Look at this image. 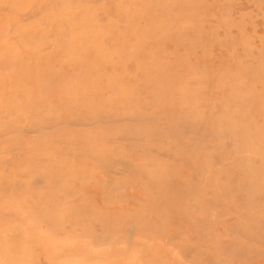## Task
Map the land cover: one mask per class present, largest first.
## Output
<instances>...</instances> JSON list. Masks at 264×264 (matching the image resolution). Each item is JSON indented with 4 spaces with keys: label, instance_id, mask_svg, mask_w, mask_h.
<instances>
[{
    "label": "rangeland",
    "instance_id": "1",
    "mask_svg": "<svg viewBox=\"0 0 264 264\" xmlns=\"http://www.w3.org/2000/svg\"><path fill=\"white\" fill-rule=\"evenodd\" d=\"M0 264H264V0H0Z\"/></svg>",
    "mask_w": 264,
    "mask_h": 264
},
{
    "label": "bare ground",
    "instance_id": "2",
    "mask_svg": "<svg viewBox=\"0 0 264 264\" xmlns=\"http://www.w3.org/2000/svg\"><path fill=\"white\" fill-rule=\"evenodd\" d=\"M87 13H88V12H87ZM100 39H101V38H100ZM114 49H116V48H113V50H114ZM118 51H119V50H118ZM121 51H122V50H121ZM123 51H124V50H123ZM119 52H120V51H119ZM137 54H138V53H137ZM134 55H135V54H134ZM49 56H50V55H49ZM57 56H58V55H57ZM57 56H56V57H57ZM56 57H55V58H56ZM57 58H58V57H57ZM57 58H56V59H57ZM60 59H61V57H60ZM89 59H90V58H89ZM25 60H26V59H25ZM27 60H28V59H27ZM49 60H50V59H49ZM51 60H52V59H51ZM145 61H146L145 64H147V60H145ZM25 62H26V61H25ZM48 62H49V61H48ZM31 63H32V62H31ZM51 63H52V62H51ZM52 64H53V63H52ZM148 64H149V63H148ZM18 65H19V64H18ZM18 65H17V66H18ZM48 65H49V64H48ZM7 66H9V65H7ZM39 66H40V65H39ZM21 67H22V66H21ZM23 67H24V66H23ZM40 67L43 68V66H40ZM50 67H51V66H50ZM144 67H145V66H144ZM7 68H8V67H7ZM19 68H20V67H19ZM38 69H39V68H38ZM15 71H16V69H15ZM56 71H57V70H56ZM16 72H17V71H16ZM53 72H54V71H53ZM54 73H55V72H54ZM17 74H18V73H17ZM52 74H53V73H52ZM109 74H110V73H109ZM31 75H32V74H31ZM55 75H56V74H54V76H55ZM111 75H112V74H111ZM42 76H43V75H42ZM24 77L26 78V76H24ZM32 77H34V76H32ZM18 78H19V77H18ZM28 78H29V77H28ZM43 78H44V77H43ZM54 78H55V77H54ZM71 78H72V77H71ZM71 78H70V79H71ZM19 79H20V78H19ZM23 79H24V78H23ZM23 79H22V80H23ZM26 79H27V78H26ZM33 79H34V78H32L31 81H32ZM38 79H39V78H38ZM41 79H42V77H41ZM61 79H62V78H61ZM39 80H40V79H39ZM42 80H43V79H42ZM51 80H52V78H51ZM51 80H50V81H51ZM24 81H26V80H24ZM27 81H29V80H27ZM27 81H26V83H27ZM31 81H30V82H31ZM45 81H46V80L44 79V82H45ZM20 82H21V80H19V83H20ZM32 82H33V81H32ZM32 82H31V83H32ZM46 82H47V83H50L49 81H46ZM109 82H110V81H109ZM28 83H29V82H28ZM31 83H30V84H31ZM33 83H36V82H33ZM59 83H63V82L60 80ZM67 83H68V82H67ZM110 83H111V82H110ZM23 84H24V83H23ZM50 84L52 85V83H50ZM55 84H57V83H55ZM69 84H70V83H69ZM21 85H22V84H21ZM28 85H29V84H28ZM61 85H62V84H61ZM65 85H66V84H65ZM65 85H64V86H65ZM110 85H111V84H109V86H110ZM58 86H59V85H58ZM67 86H68V84H67ZM113 86H114V85H113ZM116 86H117V85H115V87H116ZM25 87H26V86H25ZM27 87H29V86H27ZM51 87H52V86H51ZM53 87H56V86L54 85ZM65 87H66V86H65ZM68 88H69V87H68ZM71 88H72V87H71ZM71 88H70V89H71ZM119 88H120V87H119ZM116 89H117V88H116ZM40 90H41V89H40ZM52 91H53V88H52ZM63 91H64V90H63ZM98 92H99V91H98ZM67 93H68V92H67ZM44 94H46V92H44ZM49 94H52V92H50ZM49 94H47V95H49ZM53 94L55 95V93H53ZM96 94H97V93H95L94 95H96ZM98 95H99V94H98ZM50 96H53V95H49V97H50ZM96 96H97V95H96ZM46 97H47V96H46ZM46 97H45V98H46ZM98 97H99V96H98ZM47 99H51V98H47ZM85 111H86V110H85ZM86 112H87V111H86ZM89 112H90V111H89ZM51 123H52V122H51ZM78 124H79V123H78ZM57 125H58V124H57ZM85 125H88V124H85ZM90 125H91V124H90ZM83 126H84V125H83ZM52 127H53V126H52ZM42 128H45V127H42ZM105 168H106V167H105ZM106 169H107V168H106ZM141 169H142V168H141ZM113 170H114V169H113ZM117 170H118V169H117ZM111 171H112V170H111ZM115 172H116V171H115ZM103 175H105V174L103 173ZM155 181H156V180H155ZM144 191H145V190H144Z\"/></svg>",
    "mask_w": 264,
    "mask_h": 264
}]
</instances>
